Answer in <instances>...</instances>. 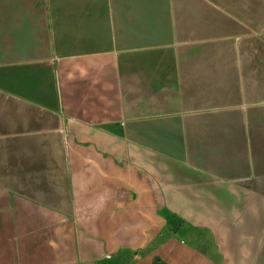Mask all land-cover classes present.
Listing matches in <instances>:
<instances>
[{"label": "crops", "instance_id": "1", "mask_svg": "<svg viewBox=\"0 0 264 264\" xmlns=\"http://www.w3.org/2000/svg\"><path fill=\"white\" fill-rule=\"evenodd\" d=\"M156 255L264 264V0H0V264Z\"/></svg>", "mask_w": 264, "mask_h": 264}, {"label": "water", "instance_id": "2", "mask_svg": "<svg viewBox=\"0 0 264 264\" xmlns=\"http://www.w3.org/2000/svg\"><path fill=\"white\" fill-rule=\"evenodd\" d=\"M152 264H165V263L164 262H161L159 256H155L154 259H153Z\"/></svg>", "mask_w": 264, "mask_h": 264}, {"label": "rangeland", "instance_id": "3", "mask_svg": "<svg viewBox=\"0 0 264 264\" xmlns=\"http://www.w3.org/2000/svg\"><path fill=\"white\" fill-rule=\"evenodd\" d=\"M182 237V236H181ZM183 239H185V238H183ZM157 256V255H156ZM155 257V256H154ZM154 257H153V259H154Z\"/></svg>", "mask_w": 264, "mask_h": 264}]
</instances>
